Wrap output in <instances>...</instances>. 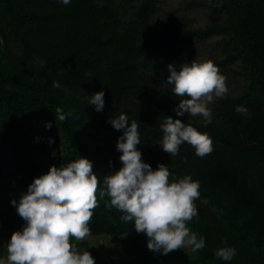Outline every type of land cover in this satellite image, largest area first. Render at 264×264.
Returning <instances> with one entry per match:
<instances>
[{
  "label": "trees",
  "instance_id": "1",
  "mask_svg": "<svg viewBox=\"0 0 264 264\" xmlns=\"http://www.w3.org/2000/svg\"><path fill=\"white\" fill-rule=\"evenodd\" d=\"M165 1L0 0V228L11 232L6 250L11 234L25 224L12 199L19 201L50 166L87 157L101 182L90 235L129 234V258L116 261L109 250L113 264H264V0H188L186 10L208 9L205 26L169 11L156 29ZM217 36L224 56L208 60L220 72L240 62L245 87L214 101L210 124L177 117L182 97L166 82L167 65L202 62L197 46ZM102 88L105 104L98 112L88 98ZM237 105L248 111H235ZM57 106L72 115L55 121ZM120 113L137 121V147L153 169L165 163L170 180L191 175L199 181L197 215L186 223L205 239L202 249L149 250L146 234L122 221V213L107 206V195L99 197L103 177L122 166L116 143L123 130L108 122ZM167 115L208 133L212 152L198 156L186 142L175 156L165 152L158 143ZM76 244L88 248L86 241ZM225 246L235 249L229 261L214 255Z\"/></svg>",
  "mask_w": 264,
  "mask_h": 264
},
{
  "label": "clouds",
  "instance_id": "2",
  "mask_svg": "<svg viewBox=\"0 0 264 264\" xmlns=\"http://www.w3.org/2000/svg\"><path fill=\"white\" fill-rule=\"evenodd\" d=\"M71 0H59L67 5ZM0 43H3L0 39ZM169 75L166 82L175 95L182 97L174 111L176 116L184 114L199 116L205 124L212 122L209 103L222 98L228 92L225 76L211 61L183 63L179 69L173 63L167 65ZM53 81V87H59ZM88 104L96 111L104 108V90L94 92ZM235 111L246 113L243 105ZM72 113L62 107L55 109V121H65ZM115 129L123 130L118 137L116 150L120 152L122 166L103 177L99 197L107 195L109 207L119 210L122 221H133L137 233L147 236V248L153 252L167 254L175 249L190 247L193 252L205 246V239L191 232L186 222L197 215L194 200L199 197L200 184L191 175L170 180L165 163L153 167L142 159L138 123L129 121L125 113L111 117L108 121ZM51 122L45 127L50 128ZM162 149L175 156L182 143H188L195 154L204 156L213 150L212 138L200 132L191 122L166 116L160 124ZM53 139L49 138V143ZM55 155V152H53ZM98 180L93 171V161L79 157L63 167L52 165L49 170L35 177L22 193L19 201L11 203L25 224L14 231L7 241V256L0 257V264H95L88 250L80 251L76 241L91 234L89 221L93 209L98 206ZM214 255L229 261L235 255L230 246L219 247Z\"/></svg>",
  "mask_w": 264,
  "mask_h": 264
},
{
  "label": "rangeland",
  "instance_id": "3",
  "mask_svg": "<svg viewBox=\"0 0 264 264\" xmlns=\"http://www.w3.org/2000/svg\"><path fill=\"white\" fill-rule=\"evenodd\" d=\"M186 1L188 0H166L160 7L158 14L155 17V28L158 29L161 20L167 14V12H174L178 15H186L190 17L195 26H205L209 21L208 9L196 6L186 10L184 8ZM220 37L210 39L204 44L197 46L196 51L198 54V60L206 61L210 58H222L224 56V48L219 44ZM221 69V66L220 68ZM247 71L240 62L231 63L226 69H223L222 73L226 78V84L228 86V92L226 95H237L241 93L247 82ZM218 99L215 98L214 101ZM213 102L209 103V108L212 111ZM198 119H202L196 116ZM187 224V223H186ZM188 226V225H187ZM189 227V226H188ZM190 231L191 228L189 227ZM10 231H6L0 228V257L6 258L7 250L5 242L10 234ZM129 234H121L117 236H111L108 234L89 235L84 240L87 242V250L95 258V264H113L110 258L109 250L114 253L116 261L128 259L129 256L125 251V245ZM187 253H193L190 247L183 248ZM80 251H84L81 249ZM170 264H178L175 260L170 261Z\"/></svg>",
  "mask_w": 264,
  "mask_h": 264
}]
</instances>
